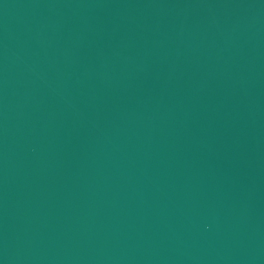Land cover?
<instances>
[{
    "label": "water",
    "instance_id": "water-1",
    "mask_svg": "<svg viewBox=\"0 0 264 264\" xmlns=\"http://www.w3.org/2000/svg\"><path fill=\"white\" fill-rule=\"evenodd\" d=\"M0 264H264V0H0Z\"/></svg>",
    "mask_w": 264,
    "mask_h": 264
}]
</instances>
